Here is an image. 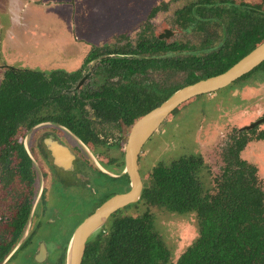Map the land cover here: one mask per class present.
Instances as JSON below:
<instances>
[{
  "label": "trees",
  "instance_id": "obj_1",
  "mask_svg": "<svg viewBox=\"0 0 264 264\" xmlns=\"http://www.w3.org/2000/svg\"><path fill=\"white\" fill-rule=\"evenodd\" d=\"M158 9L163 7L153 8L149 19ZM179 13L186 14L184 30L202 31L208 23L219 24V39L214 38L218 44L213 45L210 39L197 45L165 44L157 37H144V31L134 44L121 35L113 44L92 48L83 65L105 56L95 67L94 76H101L104 81L124 73L125 77L121 78L131 81L124 85L117 82L116 87L104 81L97 91L90 90L94 107L100 114L130 127L135 119L157 107L179 88L223 73L264 41V32L254 33L258 24H264L262 4L197 0L178 10ZM220 14L226 15V21ZM263 67L264 62L237 81ZM148 71L182 72L183 83L169 87L154 83L155 93H152L148 91L151 83L139 86L134 78L131 80L136 72L143 73L145 78ZM79 75L80 71L45 74L6 67L0 81V166L4 171L19 169L21 180L28 175L30 161L15 140L22 130L46 120L71 129V118L61 122L57 108ZM148 95L155 96L156 100H145ZM262 125L264 114L232 131L222 156L223 167L213 179L211 192H205L198 179L202 159L187 155L168 165L153 167L138 202L126 206L142 204L170 213L195 214L198 235L174 264H264V189L257 168L241 158L249 143L264 141ZM12 157L19 161H10ZM108 222L107 230L103 226L88 238L81 264H171L169 249L152 229L151 213L130 216L121 215L118 210Z\"/></svg>",
  "mask_w": 264,
  "mask_h": 264
},
{
  "label": "rangeland",
  "instance_id": "obj_2",
  "mask_svg": "<svg viewBox=\"0 0 264 264\" xmlns=\"http://www.w3.org/2000/svg\"><path fill=\"white\" fill-rule=\"evenodd\" d=\"M242 1L262 4L264 8V0ZM196 2L197 0H0V81L6 67L45 74L54 70L73 73L80 68L83 58L92 48L113 44L121 35L134 42L145 31L144 37H157L165 44L197 45L207 39L212 42L218 40L221 30L217 23L206 24V29L202 31L183 29L186 14H178V10ZM160 6L163 9H158L154 17L149 19L151 10ZM220 16L222 19L223 15ZM225 16L223 19L226 21ZM227 18L229 19L228 16ZM263 32L264 24L260 23L254 33L258 35ZM215 37L218 39H214ZM88 68L89 64L81 67L84 73ZM147 74L140 81L153 86L154 83L163 87L177 86L184 79L182 72ZM99 78L92 77L93 83ZM148 91L155 93L152 87ZM147 99L153 102L156 97L148 95L145 96V100ZM262 114L264 67L222 90L195 97L172 112L141 149L138 161L141 178L144 182L147 181L152 168L158 164L168 165L182 156L197 155L202 159L199 182L205 192H211L213 179L223 167L222 156L232 131L249 125ZM95 125L96 130L103 135L102 140L106 138V142L115 146L98 145L95 148L96 154L92 156L95 160L99 158L106 163L113 158L117 161L116 169L111 171L106 168L104 171L112 175L123 174L124 147L129 127L119 123ZM260 129H264V125ZM19 136L23 138L22 131ZM71 142L75 144L74 141ZM241 158L257 168V176L264 189V141L249 143L241 153ZM15 188H12L13 193L9 196L5 195V190L0 189V202H16L18 191L22 189ZM120 211L121 215L130 216H138L145 211L151 213L152 229L169 249L171 264L175 263L198 235L194 213H170L142 204L124 207ZM2 225L0 224V231H3ZM103 226L107 230L109 222Z\"/></svg>",
  "mask_w": 264,
  "mask_h": 264
},
{
  "label": "flooded vegetation",
  "instance_id": "obj_3",
  "mask_svg": "<svg viewBox=\"0 0 264 264\" xmlns=\"http://www.w3.org/2000/svg\"><path fill=\"white\" fill-rule=\"evenodd\" d=\"M135 41L129 42L134 44ZM213 42V45L218 44ZM104 57L88 63L90 68L85 73L81 69L85 65L81 63L73 72L80 71V75L72 83L71 91L58 102V117L61 122L71 118L72 130L62 123L46 120L22 130L23 138L16 135L15 140L22 145L30 161L26 179H20L19 169L4 171L0 166V189L5 190V195L13 193L12 188L22 189L18 191L16 202H0V224H3L0 264H65L70 240L81 222L105 200L129 190L126 175L104 171L106 168L114 171L116 160L110 157L111 162L106 163L92 156L98 145L115 146L106 142V138L102 140L103 135L96 130L95 124L124 125L120 120H109L100 114L90 95V90L97 91L104 83L101 76L96 83L92 81V77H96L94 69ZM142 74L136 72L131 80L134 78L139 86L147 85L140 81ZM123 76L104 81L107 85L112 82L113 87L117 82L131 83L129 78H121ZM99 80H102L101 84H98ZM150 87L155 90V86ZM9 160L19 161L14 157ZM141 181L144 184L142 178Z\"/></svg>",
  "mask_w": 264,
  "mask_h": 264
},
{
  "label": "water",
  "instance_id": "obj_4",
  "mask_svg": "<svg viewBox=\"0 0 264 264\" xmlns=\"http://www.w3.org/2000/svg\"><path fill=\"white\" fill-rule=\"evenodd\" d=\"M262 62H264V41L223 73L179 88L157 107L133 122L129 129L123 155V174L128 178L129 190L125 193L111 196L81 222L70 240L65 264H81L88 238L101 228L113 213L126 206L135 204L139 200L143 184L138 172V156L145 142L161 123L185 102L228 87Z\"/></svg>",
  "mask_w": 264,
  "mask_h": 264
}]
</instances>
